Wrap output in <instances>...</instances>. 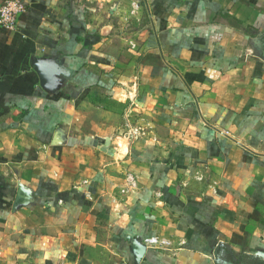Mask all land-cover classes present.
I'll return each instance as SVG.
<instances>
[{
  "label": "crops",
  "instance_id": "0c3cea01",
  "mask_svg": "<svg viewBox=\"0 0 264 264\" xmlns=\"http://www.w3.org/2000/svg\"><path fill=\"white\" fill-rule=\"evenodd\" d=\"M23 1L0 264H264V0Z\"/></svg>",
  "mask_w": 264,
  "mask_h": 264
},
{
  "label": "built area",
  "instance_id": "2783aa9c",
  "mask_svg": "<svg viewBox=\"0 0 264 264\" xmlns=\"http://www.w3.org/2000/svg\"><path fill=\"white\" fill-rule=\"evenodd\" d=\"M26 12L27 6L23 0H7L0 7V28L15 31Z\"/></svg>",
  "mask_w": 264,
  "mask_h": 264
},
{
  "label": "water",
  "instance_id": "95a60500",
  "mask_svg": "<svg viewBox=\"0 0 264 264\" xmlns=\"http://www.w3.org/2000/svg\"><path fill=\"white\" fill-rule=\"evenodd\" d=\"M35 71L37 72L41 86L43 88H51L54 86L55 82L58 80L57 75L59 73L58 65L54 62L49 61H35L34 62ZM144 248L140 247V255L141 256L144 253ZM230 260H223L221 264H238L235 262V258H233L232 255H230ZM240 264V263H239ZM243 264V263H241Z\"/></svg>",
  "mask_w": 264,
  "mask_h": 264
}]
</instances>
